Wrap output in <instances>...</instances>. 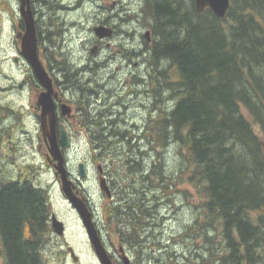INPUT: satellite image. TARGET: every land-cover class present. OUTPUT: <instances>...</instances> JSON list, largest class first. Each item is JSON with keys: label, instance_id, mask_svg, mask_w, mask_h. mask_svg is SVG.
Listing matches in <instances>:
<instances>
[{"label": "trees", "instance_id": "1", "mask_svg": "<svg viewBox=\"0 0 264 264\" xmlns=\"http://www.w3.org/2000/svg\"><path fill=\"white\" fill-rule=\"evenodd\" d=\"M230 1L226 15L219 17L210 8L198 12L195 0H146L143 13L155 37L146 57L152 64H165L154 91L162 97L167 92L164 100L174 103L160 108L159 117L151 116L141 136L152 148L177 143L181 149L180 173L196 189L200 209L184 236L204 242L207 251L201 258L217 256L216 264H264V0ZM94 129L91 135L102 139L106 132L118 135L116 124ZM101 138L90 142L94 149L119 150L112 142L101 144ZM5 155L0 154V160ZM157 163L156 183L151 174L145 175L165 192L170 184L165 183V168L160 170ZM0 166L5 264H45L39 247L47 242V192L32 183L29 167L13 179ZM129 201L138 202L136 195ZM118 211L110 206L106 220L119 221ZM153 222L140 212L122 229L118 226V233L135 249L146 245L142 227Z\"/></svg>", "mask_w": 264, "mask_h": 264}, {"label": "rangeland", "instance_id": "2", "mask_svg": "<svg viewBox=\"0 0 264 264\" xmlns=\"http://www.w3.org/2000/svg\"><path fill=\"white\" fill-rule=\"evenodd\" d=\"M47 1V5L35 1L33 6L38 12L39 18L37 22L39 53L50 73L60 72L59 68L65 69L68 75L73 74V72L77 73V69L82 73L84 67L87 66L86 72H88L87 68H90L89 72L116 73V76L119 75V78L123 79L130 73H136L139 76L138 71L142 68L145 75H149L147 71L152 74L155 83L157 80L162 81V77L159 79L157 77L162 76L165 64L161 63L160 66L150 64L151 59L147 58L145 53L147 47L141 43L144 29L150 27L147 15L140 12L141 9L146 8V0ZM19 8L20 0H0V154L3 157L7 154L5 158L0 160V163L3 169L5 166L4 170L7 177L16 172L27 171V167H29L30 175L32 174L37 178H35L37 183L52 189L55 197H52L53 206L60 211L65 209L67 202L60 196L53 170L48 168L44 160L43 152H46L47 149L43 143L39 120L34 116L36 111L31 106V103H34L36 99L35 90L30 86L34 71L32 66L30 67V63L29 65L26 60L25 62L21 60L23 56L21 40L17 38L22 19ZM107 20L117 25V32L115 35L113 33L111 36L99 37L95 27L105 25ZM102 39L103 41H101ZM97 44V53L92 54V49ZM15 56L20 57L19 62L14 61ZM165 63L166 65L169 64L168 62ZM105 64L110 65V67H104ZM145 64L148 66L147 71ZM152 66L157 73L155 69H151ZM21 78L26 79V85L23 89L18 87ZM152 86L151 83L147 89L136 91L138 93L137 98L133 97V99H139L140 102L136 100L139 104L129 111V115L137 120L140 126L130 133L131 136L127 130L132 128L128 129L126 126L119 129L120 132L127 134V139L122 143L115 144L112 142L118 146L119 150L116 146L114 147L116 152L113 151V147H105L101 149L104 151L100 153V150L94 149L84 136L81 137L80 133L79 138L67 151L71 165H76L81 160H89L88 184H90V190L97 203L102 233L114 262L124 264L122 253L119 250L123 239L118 233L117 225L119 223L117 221L109 223L102 213L103 204L108 199L106 200L105 197L101 196L99 179H97V164L102 158L101 154L106 156L107 163L111 164V169L118 178H116L117 182L121 181L123 186L131 185L132 178H135L138 181L136 185L140 186L139 192L147 194V198L148 192L141 188V185L146 182L150 187L152 186L151 190L155 188L163 193L160 198V200L163 199V203L166 198L167 202H170L165 192H170L174 198V202L171 201L166 206L160 202L158 205L157 199L156 210L158 212L153 218V226L151 229H149V225L145 228L144 235L148 236L146 245H137L135 249L127 246L128 252L126 254L129 255L132 262L135 264H216L217 256L214 259H211L209 255L207 258H201L207 251L202 240L195 243L184 236V231L198 217L200 209L196 189L186 181L187 175L180 173L182 155L179 145L169 143L166 146L160 145L158 148H152L149 145V139L141 136L151 116L153 119L159 117L160 108L169 109V106L174 103L172 99L164 100L167 92L163 91V97L158 95L156 91L149 92ZM255 129L257 132L260 131L257 126ZM77 131L83 132L80 128ZM41 144L43 145L40 149ZM149 148L152 149L147 155ZM125 162L132 170V163L141 165V168L137 166L138 173L130 174L127 172L128 166H125ZM155 162H158L157 164L161 167L160 170L165 168V183L170 184L165 192L161 185L156 187L145 175L151 174L152 181L156 183L158 180L155 175L157 169L153 170ZM141 193L139 196L136 193L138 201L143 199L140 198ZM146 206L154 205L147 202ZM134 211L137 213L136 209ZM155 222L157 224L154 226ZM67 225L66 238L70 239L71 244L78 250L82 258L79 264H100L93 247L91 249L81 220L70 214ZM139 248L142 249V252L138 255ZM3 251L0 237V264H5ZM198 254L199 256H197ZM43 255L45 264H59V255L53 256L50 252ZM196 258L199 259L198 263H196ZM69 264L73 263L70 262Z\"/></svg>", "mask_w": 264, "mask_h": 264}, {"label": "flooded vegetation", "instance_id": "3", "mask_svg": "<svg viewBox=\"0 0 264 264\" xmlns=\"http://www.w3.org/2000/svg\"><path fill=\"white\" fill-rule=\"evenodd\" d=\"M33 3H35L34 0H32V8L34 10L36 20L38 22L39 20L38 14H37L38 12L34 9ZM145 9H141L140 12H147ZM105 25L110 26V27L112 26L113 33L114 35L116 34L117 28H118L117 25L113 24L109 20L105 21ZM19 30H25V23L23 19H21L20 21V28L18 29V31ZM144 30L145 32L143 34V40L141 41V43L144 44L148 48L153 45L154 32L151 27H146ZM37 33H38V38H39L38 26H37ZM101 41H103V39ZM96 46L98 47V44ZM19 60H20V57L15 56L14 61L19 62ZM21 60L23 62H25V60L27 61L24 55L21 57ZM143 63H146V62H143ZM106 64L104 65V67H110V65L107 66ZM86 67H84V70L82 73H80V70L77 69L79 72L77 73L73 72V74H70V75H68L67 72L64 71L65 69H61V68H59L61 71L58 73H50V71L48 70L49 74L51 75L53 79V83H54L53 98L56 104V108H55L56 135L60 141L61 135H62V129H65L68 135V138H69V142L72 146V144L77 140V138H79L78 136H80V133H81V137L84 136L89 142L94 141V140L99 141L101 137L98 134L91 135L92 134L91 130L92 129L95 130L94 128H98L103 125L116 124L118 128L116 129L117 131L116 133L118 135L114 134L115 136H112L113 132H106V134L108 135L107 137L104 136L103 139L101 138L102 139L101 143H104V142L106 143L114 142L115 144L119 142L122 143V141L127 139V134H125L124 132H120L121 130L119 129H122L126 126L128 129L129 128L137 129L140 126L139 122L137 120H134L133 117L129 115V111L135 105H138L139 104L138 102H140L139 99H133V97L137 98L136 95H138V93L136 91L147 89L148 86L151 85V83L152 85L155 83V80H153L152 74L149 71H147L148 69L147 65L145 69L147 73H149V75L148 74L145 75V71H143V69L141 68L140 71H138L139 76H137L136 73H130L127 75L126 78H123V79H120L119 75L116 76V73H109V72H106V73L93 72L92 73L91 71L89 72V70H91L90 68H87L89 72L88 73L85 71ZM32 76H33V79L31 80L32 83L30 86L32 89L35 90L36 99L34 103H31V106L36 111L34 116L35 118L37 117V119L39 120L43 143L44 145L47 146L46 138L42 131V120H41V110L42 109H41V105L38 102V94L45 88L43 87L41 82L38 80L34 72ZM25 85H26V79L21 78V81L18 82V87H21V89H23ZM153 86L150 88L149 92L154 91L155 88ZM18 87L16 86V88ZM145 91L148 92V90H145ZM165 96H166V93H165ZM64 104L68 106V111H64ZM135 108H139V107H135ZM22 112L24 113V110H22ZM25 125H26V122H25ZM47 127L50 128L49 117L47 119ZM79 128L82 129L83 132L77 131V129ZM109 137H112V138H109ZM42 145L43 144L40 145L39 147L40 149L42 148ZM67 151L68 150L64 151L65 159H66L65 163L69 170V176L71 177V179L74 181L76 185L74 190L78 196L85 198L88 208L92 212V218L103 240V243L109 249L107 242L102 233L97 203L95 202L94 196L90 190V184H88L89 183V160H82L86 167V177L83 179H80L78 175L80 161H78L76 165H71L70 156ZM43 155H44L45 163L48 165V168L50 170H53V173L55 176V182H57L59 194L67 202L66 204L68 207L66 206L65 209L58 211L53 206L52 197H54V195H53L52 189L45 188L43 187V185L37 183L36 182L37 178L35 176L32 178V183L36 187L40 186L44 190H46V192L48 191L47 195L49 198L50 209H51L49 212V218H48L49 227H48V232L46 235L47 242L40 249V251H42L43 254H45L46 252H50V254H52L53 256L59 255V264H69L70 262L73 263L72 250H70V248H73L74 252L78 256V260L81 261L82 258L78 250L75 248L74 245L71 244L70 239L66 238V231L68 229L67 219L69 215L73 214L76 217H78L79 220H81L79 213L77 209L71 204V202L68 201L65 193L61 189L60 176L56 173V170L54 168V161H52L51 158L48 157L46 152H43ZM99 160L100 161L97 164V169H98L97 179H99V181L104 180V182H106L109 188V191H110V194L108 195L107 192L101 190V196L105 197L106 200L108 199L107 201L104 202L103 207H102L103 216L105 219H107L109 217L108 215L109 207L115 206L119 208L120 214L122 212L121 217L124 220L126 218L125 215H127V213L123 212L122 208L124 204H128V207L130 210V207L133 204V202L130 203L129 197L130 196L135 197L136 193L139 195V193H141L138 190L140 186L133 184V183H132L133 187H131L129 184H127L126 186L119 184L120 181L119 182L115 181L111 171L109 170V166H110L109 163H107L106 160L105 162L103 158H100ZM136 166L137 165L135 163H132L133 170H137ZM133 173H136V171H134ZM18 174L19 172H16L15 174L11 175L10 178L17 179ZM143 190L148 192V198L144 196L145 193H141L140 198H143L140 201V203L142 204L141 205L142 209L141 208L137 209V213L139 211L145 213L144 217H146L149 221L153 222V218L156 215L154 211L156 210V205H155L156 202L154 200L155 191L148 189V188H144ZM151 195L153 196L149 197ZM149 201H150V204L154 206H149V207L146 206V203ZM144 207H147V209H149L150 211L147 212L146 208ZM53 215H56L59 219H61L64 222V233L63 234H59L55 230L53 226V220H52ZM151 224L153 223H150L149 225ZM90 246L92 249L91 243H90ZM119 250L121 253L128 252L127 244L122 243L119 246ZM132 264H135V262H132Z\"/></svg>", "mask_w": 264, "mask_h": 264}, {"label": "water", "instance_id": "4", "mask_svg": "<svg viewBox=\"0 0 264 264\" xmlns=\"http://www.w3.org/2000/svg\"><path fill=\"white\" fill-rule=\"evenodd\" d=\"M196 9L198 12H202L206 8H210L217 16L224 17L230 7V0H195ZM20 13L25 23V30H19L17 38L21 40V52L27 61L31 64L33 71L45 88L38 94V102L41 105V120L42 131L46 138L48 145V157L54 161V167L56 173L60 175L61 187L67 199L77 209L82 223L86 229L88 238L94 248L95 254L101 264H116L108 249L103 243V240L98 232L95 222L92 218V212L88 208L84 197H80L74 191L76 187L74 181L69 176V171L66 166V159L64 149L70 146L69 138L65 129H62L61 139L59 141L56 135L55 128V116H56V104L53 98L54 83L51 75L46 69L39 53L38 45V33H37V20L34 10L32 8V0H20ZM96 34L99 37H106L113 35V29L106 25H99L95 27ZM98 47L95 46L92 49V54H96ZM64 111H68V106L64 104ZM50 119V128L47 127V119ZM78 173L81 177L86 176V167L84 162L79 163ZM100 187L103 191L110 194L109 188L104 182L100 181ZM53 226L59 234L64 233V223L53 216ZM72 250V258L75 263H78V256ZM122 260L124 264H132L130 257L126 254H122Z\"/></svg>", "mask_w": 264, "mask_h": 264}, {"label": "bare ground", "instance_id": "5", "mask_svg": "<svg viewBox=\"0 0 264 264\" xmlns=\"http://www.w3.org/2000/svg\"><path fill=\"white\" fill-rule=\"evenodd\" d=\"M149 26H150V24H149ZM148 62H150V61H148ZM150 64H152V63H150ZM69 65H70V64H69ZM159 66H160V65H159ZM160 68H161V67H160ZM151 69H155L154 66H152ZM164 76H165V75H164ZM170 96H171V95H170ZM168 97H169V95H168ZM166 103H167V102H166ZM134 130H135V129H133V128L127 130L130 136H131L130 133L133 132ZM103 132H104V131H103ZM105 141H106V140H105ZM104 143H105V142H104ZM119 143H120V142H119ZM101 144H103V143H101ZM92 145H93V144H92ZM99 145H100V144H99ZM149 145H150V144H149ZM97 149H98V148H97ZM149 149H150V150L147 152V155L149 154V152H151V149H152V148H149ZM98 150H100V149H98ZM99 152L101 153V152H103V151L100 150ZM101 155H102V158L104 159V161L107 160L105 155H103V154H101ZM143 159H144V158H143ZM105 162H106V161H105ZM109 165H110V166H109V170L111 171V173H112V175H113V177H114V180L117 181L118 178L116 177V175H115L114 172L112 171V169H111V164H110V163H109ZM126 165L128 166V167H127V172H129V173L131 174V173H132V169H131V167H129L128 163L125 162V166H126ZM137 166L140 167L141 165H137ZM137 166H136V167H137ZM0 167H1V166H0ZM140 168H141V167H140ZM135 171H136V173H138V170H135ZM1 172H2V170H1ZM2 173H3V172H2ZM118 174H119V173H118ZM143 176H144V175H143ZM143 176H142V177H143ZM4 177H5V176H4ZM142 177H141V179H142ZM146 177H147V176H146ZM2 178H3V177H2ZM56 178H57V177H56ZM116 178H117V179H116ZM125 178H126V177H125ZM104 179H105V178H104ZM141 179H140V180H141ZM4 180H5V178H4ZM11 180H12V179H11ZM11 180H10V181H11ZM56 180H57V179H56ZM122 180H123V181H126V180H124V179H122ZM138 180H139V179H138ZM142 180H143V179H142ZM146 180H148V179H146ZM12 181H13V180H12ZM120 182H121V181H120ZM132 183H133V184H136V183H138V181H137L135 178H132L131 185H130L131 187H133ZM120 184H122V182H121ZM141 188H142V189H144V188L151 189L152 186L150 187L149 184H147V182H146L145 184L141 185ZM152 190L156 191V192H155V196H156V197L158 196V198H157V199H158V202H157L158 205H159L160 203H163V202H162L163 199L160 200V198L163 196V193H162L159 189H155V188H154V189H152ZM47 192H48V191H47ZM161 193H162V194H161ZM166 196H167V195H166ZM167 197H169V196H167ZM157 199L155 200V202L157 201ZM168 199H170V198H168ZM159 200H160V201H159ZM171 201H172V200H171ZM159 202H160V203H159ZM173 202H174V201H173ZM173 202H172V203H173ZM130 203H131V202H130ZM167 203L170 204V202H167V198H166L163 204L166 206ZM138 204H139V203H137V202H133V204L131 205V208L134 207L133 209H136V211H137V209H140V207H141V205H142V204H141L140 207H139ZM169 204H168V205H169ZM155 205H156V203H155ZM169 207H170V206H169ZM133 209L129 210L128 204H124L122 210H123V212L127 213V215L123 214V215L126 216V218L124 217L125 219L123 220L122 217H121L122 212H121V214L119 213V218H120V220L117 221V222L119 223V225H117V226H119V227L122 229V226L124 227L125 224H126V223H124V222L127 221L128 218L133 217V215H139V212L136 213ZM117 210H119L118 207H117ZM115 212H116V211H115ZM118 212H119V211H118ZM113 213H114V211H113ZM141 215H145V214H142V212H141ZM112 216H113V215H112ZM117 216H118V213H117ZM141 219H142V218H141ZM122 221H123V222H122ZM118 223H117V224H118ZM119 227H118V228H119ZM142 228H143V230H142L141 232H142V235L144 236L145 228H144V226H143ZM123 233H124V232H123ZM124 235H125V234H124ZM138 235H139V234H138ZM140 235H141V234H140ZM44 238H45V237H44ZM139 240H140V239H139ZM43 244H44V242H43ZM43 244H42V246L39 247V251H40V249L44 246ZM139 245H140V244H139ZM3 252H4V251H3ZM165 252H166V251H165ZM164 256H165V255H164ZM157 259H158V258H157ZM162 259H163V257H162ZM153 260H155V259H153Z\"/></svg>", "mask_w": 264, "mask_h": 264}]
</instances>
